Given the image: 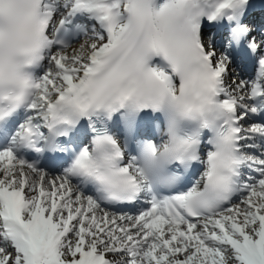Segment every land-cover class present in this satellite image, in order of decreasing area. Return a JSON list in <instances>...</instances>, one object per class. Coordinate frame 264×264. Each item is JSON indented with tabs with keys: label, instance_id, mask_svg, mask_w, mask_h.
I'll return each mask as SVG.
<instances>
[{
	"label": "snow or ice",
	"instance_id": "1",
	"mask_svg": "<svg viewBox=\"0 0 264 264\" xmlns=\"http://www.w3.org/2000/svg\"><path fill=\"white\" fill-rule=\"evenodd\" d=\"M255 8L0 0V264H264Z\"/></svg>",
	"mask_w": 264,
	"mask_h": 264
},
{
	"label": "bare ground",
	"instance_id": "2",
	"mask_svg": "<svg viewBox=\"0 0 264 264\" xmlns=\"http://www.w3.org/2000/svg\"><path fill=\"white\" fill-rule=\"evenodd\" d=\"M118 214H128V215H135V214H137V213L122 212V213H118Z\"/></svg>",
	"mask_w": 264,
	"mask_h": 264
}]
</instances>
